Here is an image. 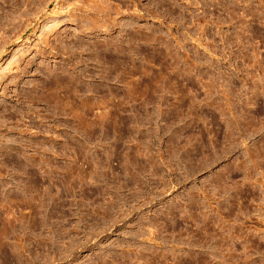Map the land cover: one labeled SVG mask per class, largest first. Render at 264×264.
Segmentation results:
<instances>
[{"label":"rangeland","instance_id":"obj_1","mask_svg":"<svg viewBox=\"0 0 264 264\" xmlns=\"http://www.w3.org/2000/svg\"><path fill=\"white\" fill-rule=\"evenodd\" d=\"M0 264H264V0H0Z\"/></svg>","mask_w":264,"mask_h":264},{"label":"bare ground","instance_id":"obj_2","mask_svg":"<svg viewBox=\"0 0 264 264\" xmlns=\"http://www.w3.org/2000/svg\"><path fill=\"white\" fill-rule=\"evenodd\" d=\"M104 8H105V10L107 11L108 9H106V8H108V6H107V7H104V6H103V8L100 9L101 12H102L103 14L106 13V15H107L108 11H107V12H106V11H103ZM103 14H102V15H103ZM103 17H104V18H103ZM103 17H101L100 20H102V19L106 20V17H108V16L105 17V14H104ZM114 19H115V18H113V20H114ZM91 20H92V19H91ZM91 20H90V21H91ZM87 21H89V20H87ZM90 21H89V22H90ZM97 21H99V20H96V19H95V20H93L92 22H94V24L96 23V25H97V24L100 23V21H99L98 23H97ZM104 22H105V21H104ZM92 24H93V23H92ZM102 25H103V23L101 22V26H102ZM105 25H106V24L104 23L103 26H105ZM113 25H114V23H113ZM93 26H95V25H93ZM97 26H99V25H97ZM124 26H125V25H124ZM92 28H93V27H92ZM105 28H106V27H105ZM107 28H108V27H107ZM136 30H137V29H136ZM132 32H133V31H132ZM150 33H151V32H150ZM138 38H139V37H138ZM126 40H127V39H126ZM115 46H116V45H115ZM115 46H114V47H115ZM116 49H117V48H116ZM108 75H109V74H108ZM74 85H75V84H74ZM70 86H71V85H70ZM72 87H73V86H72ZM71 93H72V92H71ZM103 120H104V119H103ZM2 206H3V205H2ZM6 213H8V212H6ZM4 217H5V216H4ZM14 218H15V217H14ZM22 219H23V218H22ZM10 221H11V220H10ZM4 222H5V221H4ZM15 243H16V242H15ZM19 247H20V246H19ZM197 260H198V259H197Z\"/></svg>","mask_w":264,"mask_h":264}]
</instances>
